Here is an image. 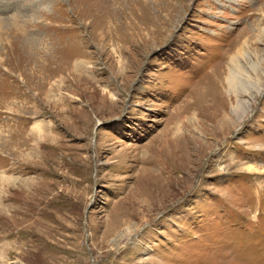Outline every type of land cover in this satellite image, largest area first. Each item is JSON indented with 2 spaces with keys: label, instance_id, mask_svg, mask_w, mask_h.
<instances>
[{
  "label": "rangeland",
  "instance_id": "1",
  "mask_svg": "<svg viewBox=\"0 0 264 264\" xmlns=\"http://www.w3.org/2000/svg\"><path fill=\"white\" fill-rule=\"evenodd\" d=\"M0 264H264V0H0Z\"/></svg>",
  "mask_w": 264,
  "mask_h": 264
},
{
  "label": "bare ground",
  "instance_id": "2",
  "mask_svg": "<svg viewBox=\"0 0 264 264\" xmlns=\"http://www.w3.org/2000/svg\"><path fill=\"white\" fill-rule=\"evenodd\" d=\"M240 54H242L241 58H243V57L248 58L249 57L248 53H246V51L244 53H239V54L236 53V54L228 57L229 61L227 63H224L222 60V62L220 64V68L226 66L225 72H227V74H226V78H225V82H224L226 85V92H227L229 97L235 96V98L237 99L236 104H232V107H231V112H232L231 114H233V115H236L238 113V111L241 109L249 110V103L250 102L241 98V95H243V94L251 95V93L253 91H256L257 95H261V93L263 92V89L260 88L257 83H254L251 80L244 78L243 73H245V70L242 67V64L240 61V59H241L239 57ZM222 76H224V75H222Z\"/></svg>",
  "mask_w": 264,
  "mask_h": 264
}]
</instances>
